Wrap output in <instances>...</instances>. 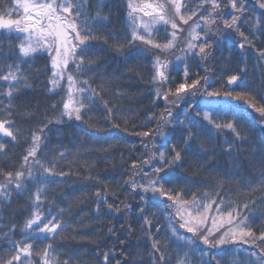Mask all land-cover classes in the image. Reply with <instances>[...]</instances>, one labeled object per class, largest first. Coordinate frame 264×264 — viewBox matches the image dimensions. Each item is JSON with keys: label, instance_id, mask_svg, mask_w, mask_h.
Here are the masks:
<instances>
[{"label": "snow or ice", "instance_id": "snow-or-ice-1", "mask_svg": "<svg viewBox=\"0 0 264 264\" xmlns=\"http://www.w3.org/2000/svg\"><path fill=\"white\" fill-rule=\"evenodd\" d=\"M257 2L259 8L264 9V0ZM105 7V0H99L95 5L90 0H15L13 4L0 7V31L8 33L7 39L0 38V64L4 65L0 69L3 72L0 81L8 85L6 91L0 92L2 163L7 164L15 157V148L19 142L29 145L20 158V169L4 171L0 168V177L3 178L0 182V203L10 204L14 192L26 195V203L21 209L26 215L22 222H13L16 216L13 212L10 220L0 223V240L10 246L7 257L0 256V264H33L34 255L39 258L38 264H81L71 254L63 260L55 254L56 239L66 231L68 223L62 219L66 214L63 208L53 211L55 199L48 200L49 185L55 184L58 179L66 180L74 173L57 171L56 159L49 157L44 149L48 148L49 133L53 131L50 125L62 124L65 118L83 120L98 102L97 97L103 100L105 124L110 123V119L119 118L118 106H114L111 99L104 98L109 81L113 79L102 70L101 54L108 50L119 54L125 61H131V67L126 65L127 71H135L140 80H143L142 69L148 68L152 73L148 84L161 85L153 90L155 100L162 98L170 107L166 106L158 117L155 114L150 116L147 123L157 121L154 129L135 133L148 139L159 136L162 144H143L148 151L132 160L126 173H120L126 179L122 178L119 183L111 186L107 183L94 185L93 215H99L103 210L115 220L122 221L119 227L116 222H110L107 228V235L119 247L112 246L99 251L100 245L97 244L98 264H173L174 260L176 264H192L193 259L198 260L199 264H225L224 246L230 243L251 244L255 248H237L236 252H242L244 258L236 260L235 264H264V227L257 232L250 223L256 200H252L251 206L243 202L232 209L231 204L224 205L222 198L219 203L213 201L204 204L197 192H192L191 199H185L196 178H190L182 170L189 154L192 159L188 168H204V163L199 159L204 155L230 157L232 167L238 172L249 170L251 175L258 171L259 183L264 188V143L259 149L251 146L248 149L242 148V145L249 143L247 129L243 125L238 127L235 116L227 121L222 120V110L214 103V98L221 96L249 103L246 90H223L241 83L247 68H239L226 78L224 73L228 68H220L223 83L220 88L210 89L208 73L212 69L205 68L204 76L197 72L194 74L196 78H191V65L188 63L189 59L197 65L216 61L217 49L222 45L234 46L242 53L245 49H255L257 42L264 43L261 39L264 37V13L249 16L246 0H227L226 4H222L221 0H200L196 7L191 6L190 0H166L163 3L156 0H127L126 27L123 32L117 33L107 27L111 22V12L105 13ZM91 8L95 9L94 12L90 11ZM181 25L189 26L183 39L181 34L184 29ZM157 26H164L166 36L169 37L165 43L158 42V37L153 34L158 31ZM214 28L217 31L214 32ZM246 31L252 39H249ZM13 34L16 42H13ZM21 35L23 39H20ZM97 44L103 47H95ZM178 44L183 45V55L175 57V61L184 64L183 79L174 91L171 87L165 90L164 85L175 82V78L171 77L174 69L171 67L173 61L161 59V55L172 51ZM41 51L50 58V69L47 70L51 72L48 83L52 87L49 91L55 92L61 87L60 82L66 79L68 98L63 100L62 109L55 120L45 118L38 122L35 129L25 130L17 126V117L30 118L34 113L22 111L28 105L17 106L14 100L22 94L24 88L30 87L28 80L31 77L23 74L22 65ZM256 51L257 59L264 60V47ZM9 59L11 63L7 62ZM96 79L101 81L99 91L92 86ZM198 93L205 98L204 103L188 104L184 109L185 118L176 121L181 127L179 137L168 144L170 132L176 126L173 124L172 109L180 107L177 101L187 103L186 97H195ZM120 94L121 90L117 89L116 95ZM249 106L259 113L261 127H264V105L256 107L249 103ZM51 107L55 110L59 106L53 103ZM126 111L131 112L132 109ZM114 126L120 127L119 124ZM56 131L59 135V129ZM225 131L231 133L232 138H224L221 142L219 134ZM3 138L10 139L5 143ZM213 139L217 143L206 148L205 145ZM65 154L60 152L58 155L62 159ZM145 167L149 171H145ZM88 179H96L99 183V178L92 177L91 172ZM249 182L241 180L245 186ZM123 189H128L127 195L122 192ZM134 197H138L135 205L129 202ZM213 203L217 212L222 211V206L232 209L226 218H221L219 224L213 217L217 233L215 237L211 235L213 229L205 231L207 214ZM153 207L155 210H150ZM225 225L227 230L220 234ZM137 231L145 245L151 242L150 250L138 249L134 253L126 251L130 247L128 241ZM162 231L166 237L163 242L160 239ZM17 234L20 239L13 238ZM197 237L207 246L206 250L197 251ZM45 239L49 243L42 251L34 254L35 242ZM172 243H176L178 248L169 252ZM185 248L189 250L181 256V250Z\"/></svg>", "mask_w": 264, "mask_h": 264}, {"label": "trees", "instance_id": "trees-1", "mask_svg": "<svg viewBox=\"0 0 264 264\" xmlns=\"http://www.w3.org/2000/svg\"><path fill=\"white\" fill-rule=\"evenodd\" d=\"M99 0H90L92 5L98 3ZM106 7L105 13L111 12V22L108 24V29H113L117 33H121L125 30V14L127 12V0H105ZM15 3V0H0V7H4L9 4ZM191 6L196 7L200 0H190ZM222 4H226L227 0H221ZM246 6L248 8V15H260L264 13V9L259 8L257 0H246ZM94 8L90 11L94 12ZM12 18H16L13 16ZM230 18V17H225ZM196 19V17H194ZM191 24V21L189 22ZM184 29L181 34L183 39L189 30L188 25H181ZM222 28V25H220ZM158 31H154V36L158 37V42L165 43L169 38L166 36L164 26H157ZM170 31V28H169ZM217 31V29H213ZM106 34V33H103ZM246 35L249 39H252L251 34L246 31ZM0 38L7 39L8 33L6 31H0ZM23 39V35L20 36ZM239 38L237 37V40ZM264 40V37L261 38ZM13 42H16L15 34H13ZM95 47H103V45L97 44ZM179 47V46H178ZM181 47L177 49L178 56H182ZM264 47V43H256L255 49H245L242 53L234 46L225 47L221 46L216 52V61L197 65L194 60L189 59L188 63L191 65L189 68V74L191 78H196L195 73L199 72L200 76L205 75V68L212 69L208 73V82L210 89H217L221 87L223 79L221 77L220 68L227 67L228 71L224 73V77L234 74L239 68L246 67L247 72L242 76V82L233 88H225L223 90H231L234 92L247 91V100L251 104H255L256 107L264 105V60L257 59V51ZM95 50V49H94ZM102 56V70L110 77H113L109 81V87L106 89L107 95L105 99H111L114 106H118L119 111L117 119H110V123L105 124V112L103 110V100L97 97V103L92 106V110L89 111L83 120H67L65 118L64 123L56 125H50L53 129L49 133L50 139L48 141V148L44 149L48 153L49 157L55 158L57 162V171H71L74 175H70L66 180L58 179L55 184L49 185L50 192L48 193V200L55 199V208H63L65 215L63 220L67 221L68 226L66 231L62 233V236H58L56 239L57 252L61 260L67 258L69 254L73 256L74 260H79L81 264H98L97 256L98 249L97 244L100 245L99 251L107 250L108 247L116 246L113 238L107 235V228L110 222H116L117 227L122 221L115 220L113 216L107 215L105 211H101L99 215H93V209L95 204L92 200V193L95 191V186H100V183H107L110 186L117 184L122 178L120 173H126L128 167H130L132 160L141 157L145 154L146 150L143 144L149 146L155 144L160 146L162 144V138L157 136L155 139H148L142 136H137L135 133L149 131L155 128L156 120H152L147 123L150 116L155 114L157 117L164 111L165 107L169 105L160 98L155 100L154 89L158 88V84L150 85L148 81L151 79L152 73L148 71V68L142 69L143 80L137 78L135 71L129 73L128 67L132 66L131 61H125L119 54L105 51ZM161 59L172 60L171 67L174 69L171 71V77L175 78L174 83L166 84L163 88L166 90L171 87L173 91L178 83L183 79V67L184 64L175 61V56L170 54L161 55ZM11 63L12 60L7 61ZM4 67L0 64V69ZM25 76H30L28 80L30 87L24 88L22 94L17 96L14 100V104L20 106L27 104L28 107L22 109L25 112L34 113L32 117H17V126L25 130H33L36 128L38 122L47 118L48 120H55L59 116V112L62 109V102L68 98L67 86L64 82H61V87L56 89L55 92H50L52 87L48 80L51 76L50 58L43 51L33 56L27 61V64L22 65ZM31 67V71H29ZM150 67V65H149ZM3 72L0 71V75ZM91 76V73L89 74ZM191 82V79L188 80ZM100 79H96L92 86L100 90ZM8 85L0 81V92L6 91ZM117 89L121 90L119 96L116 95ZM202 91V90H201ZM155 100V102H153ZM187 103L177 101L180 104L177 110H174L173 124L176 125L175 129L170 132V139L168 144L173 143L180 134L181 127L176 123L177 120H183L184 109L188 104H202L205 98L201 94H197L195 97H186ZM7 104V101H4ZM56 103L59 107L53 109L51 105ZM214 103L221 109V118L224 121L232 119L234 116L238 122V127L243 125L249 134V143L242 145L244 149H248L249 146L259 149L261 144L264 143V127H261V117L254 108L249 106L245 100H236L231 97L221 96L214 98ZM131 108V112L126 110ZM199 110V109H196ZM90 118V119H89ZM125 119L128 123L125 124ZM133 122L135 127L133 126ZM115 124H119L120 127H115ZM146 125V126H145ZM127 127V131L125 128ZM56 129H59V135ZM167 131V129H166ZM221 142L224 138L231 139L232 134L225 131L220 133ZM10 138H3V142L8 143ZM213 143H217L216 140H211L206 144V148H210ZM29 145L19 142L15 148V157L10 159L7 164L2 163L3 158H0V168L4 171H15L20 169V158L25 154V149ZM56 151L53 152L52 150ZM131 149V151H130ZM66 153L61 159L59 153ZM192 159L191 154L185 161V165L182 170L184 174L190 178L195 177L196 182L190 187L185 199H191L192 192L200 194L202 203L207 204L215 201L220 202L222 198L224 205L231 204L232 209L238 203L247 202L251 206L252 200H256L253 213L250 216V223L257 230V232L264 227V188L259 183L258 171L249 174V170L238 172V170L231 165V158L224 156L211 157L210 155H204L199 159L204 163V168H188L187 165ZM86 164L88 165L86 167ZM124 164L125 167L121 168L119 165ZM145 171H149L145 167ZM89 172L91 176L99 178V183L96 179H88ZM220 175H217V174ZM0 177V182H2ZM139 180V177H137ZM250 181L246 186L241 183V180ZM184 186L183 184L181 185ZM119 190V189H112ZM122 192L127 195L128 189H123ZM123 195L121 199H123ZM138 201V197H134L131 201L134 205ZM26 203V195L21 196L13 193L11 203H0V223L11 219V213L15 212V220L13 222L20 224L24 219L26 213L21 211L22 207ZM228 207L222 206V211L219 213L228 214L230 210ZM150 210H155L153 207ZM203 211V209L201 210ZM210 213L217 212L215 203L208 211ZM136 219L135 216L132 217ZM138 227V226H137ZM74 229L76 231H74ZM225 229V228H223ZM221 229V230H223ZM182 232L184 230H181ZM206 231V228H205ZM77 232L79 235H77ZM2 235V234H0ZM191 235V234H189ZM212 236H217L215 232ZM14 239H20L17 234ZM124 239L123 236L120 237ZM160 239L163 242L166 237L163 231L160 234ZM49 243V240H38L35 242L34 254L36 251H42L43 248ZM130 247L126 249L128 252H135L140 250H150V241L147 245L143 243L141 234L137 233L128 241ZM183 243V242H181ZM264 246V245H262ZM197 251L201 249H207L206 245H203L197 237V244L195 245ZM178 248L176 243H172L169 252H174ZM224 261L225 264H235L236 260L243 259L244 254L242 252L237 253V244H229L224 246ZM10 250V246L0 240V256L7 257ZM189 249H182L181 256L184 251ZM147 257V251H145V258ZM39 258L33 256V264H38ZM176 264V261H173ZM192 264H199L198 260L193 259Z\"/></svg>", "mask_w": 264, "mask_h": 264}, {"label": "rangeland", "instance_id": "rangeland-1", "mask_svg": "<svg viewBox=\"0 0 264 264\" xmlns=\"http://www.w3.org/2000/svg\"><path fill=\"white\" fill-rule=\"evenodd\" d=\"M156 2H166V0H156ZM7 18V17H6ZM181 47V44H178L177 45V47L175 48V49H173L172 51H170V52H166V53H164L163 55H168V54H170V53H172V55L173 56H175V57H177L179 54H177L178 52H177V49L179 50V47ZM61 82H64L65 84H66V86H67V88H68V83H67V80L65 79V80H62ZM60 82V83H61ZM158 87H161V85H159L158 84ZM170 106V105H169ZM174 110L176 111L177 109L176 108H174V109H172V111L174 112ZM208 219H207V221H206V224H205V228H206V230L207 229H213V232L211 233V235L212 234H214L215 233V227H216V225H214L213 224V217H215L216 218V221H217V224H219L220 223V221H221V218H226L227 217V215L226 214H224V213H219V212H212V213H210L209 214V212H208ZM225 229H223V230H220V234H222L223 233V231H226L227 230V225H225V227H224ZM241 247H243V248H248L249 250H255V248H253V246L251 245V244H248V245H241L240 243H237V248H241Z\"/></svg>", "mask_w": 264, "mask_h": 264}]
</instances>
